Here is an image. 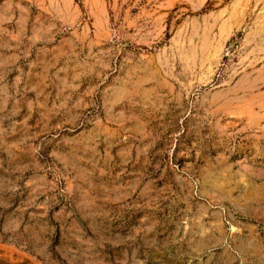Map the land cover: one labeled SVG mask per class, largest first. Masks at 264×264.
Returning a JSON list of instances; mask_svg holds the SVG:
<instances>
[{
    "label": "rangeland",
    "instance_id": "374dc122",
    "mask_svg": "<svg viewBox=\"0 0 264 264\" xmlns=\"http://www.w3.org/2000/svg\"><path fill=\"white\" fill-rule=\"evenodd\" d=\"M0 264H264V0H0Z\"/></svg>",
    "mask_w": 264,
    "mask_h": 264
}]
</instances>
